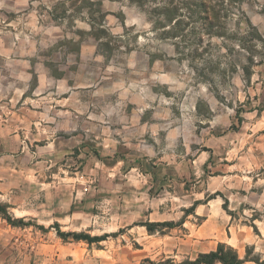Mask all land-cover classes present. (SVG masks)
<instances>
[{"label": "rangeland", "instance_id": "374dc122", "mask_svg": "<svg viewBox=\"0 0 264 264\" xmlns=\"http://www.w3.org/2000/svg\"><path fill=\"white\" fill-rule=\"evenodd\" d=\"M164 1L209 2L215 34L190 24L165 36L174 22L158 26L127 0H0V48L13 40L47 60L52 75L75 83L77 104L90 103L78 115L99 119L76 120L88 152L59 157L49 178L63 194L76 184L90 196L71 207L64 196L43 199L23 220L24 252L13 257L1 243L0 264H186L218 244L264 264V0ZM112 80L119 90L102 97L114 103L103 122L101 87ZM28 144L26 166L50 157L45 141ZM54 224L104 240H62Z\"/></svg>", "mask_w": 264, "mask_h": 264}, {"label": "crops", "instance_id": "0c3cea01", "mask_svg": "<svg viewBox=\"0 0 264 264\" xmlns=\"http://www.w3.org/2000/svg\"><path fill=\"white\" fill-rule=\"evenodd\" d=\"M20 51L13 40L0 48V204L8 207L14 219L26 221L25 217L38 216L39 208L44 205L43 199L48 203L57 198L62 200L64 196L65 203L71 207L76 202L81 203L77 201L78 198L90 196L82 194L81 187L76 184L71 186V191L63 194V186L49 178L58 174V168L52 170L51 164L57 162L59 157H67L75 148L79 152L77 156L88 152L84 130L83 134L76 133V120H83L85 126H89L93 124L90 120L94 115L92 112L78 115L80 109L87 108L88 111L90 103L77 104L74 82L69 83L64 75H52L46 65L47 60L41 57L36 60V57L23 55ZM34 79L36 86L29 88V82ZM117 90L119 87L114 80L109 90L101 87L99 107L103 122L106 117L110 118L114 103L109 104L102 97L106 93L108 97H115ZM67 91L69 100L66 102L56 101L51 96ZM39 141H45L46 144L39 148L45 150L42 152H48L46 154L50 157L41 158L36 166H26L24 159L30 153L28 143ZM85 162L78 163L81 166L79 173L87 172ZM55 214V211H51L52 223L58 222ZM37 221L43 224L49 220L38 218ZM27 228L29 226L12 227L0 217V245L2 243L5 251L13 257L27 247L23 239V232Z\"/></svg>", "mask_w": 264, "mask_h": 264}, {"label": "trees", "instance_id": "16d2710c", "mask_svg": "<svg viewBox=\"0 0 264 264\" xmlns=\"http://www.w3.org/2000/svg\"><path fill=\"white\" fill-rule=\"evenodd\" d=\"M129 3L134 4L139 7L141 10L145 11L149 15L154 16L155 23L157 22L158 26L164 27L165 24H171L172 33H164L163 35L169 37H177L183 32L184 28H187L190 24H197L192 29H198L199 32L205 33L207 35L215 34L212 32L213 26L215 23H219L218 12L214 6L210 5L209 2L201 1L199 3L189 5L186 1L182 3H177L175 5H166L164 0H127ZM193 7L192 13L188 14L190 10L188 8ZM183 8H186L187 11L183 12ZM156 16V18H155ZM186 20L187 22H184ZM153 21V22H154ZM192 26V25H191ZM218 26V25H217ZM101 36L106 38L104 29L99 30ZM99 38L100 37H94ZM166 38V37H165ZM250 59V58H249ZM227 200H224L223 208L227 211ZM7 206L0 204V217L5 220V222L12 227H28L29 223H24L23 219H14L7 210ZM232 215L231 213H229ZM154 225H145L148 232L153 231ZM57 236L66 240L68 238H73L76 241H85L88 244L97 243L103 241L101 237H90L86 234H75V233H63L59 231L57 224H54ZM254 227V226H253ZM255 228V227H254ZM246 259H240L237 252L224 244H218L214 251H210L204 254H198L194 261H187L186 264H243L246 262ZM251 261V260H250Z\"/></svg>", "mask_w": 264, "mask_h": 264}]
</instances>
